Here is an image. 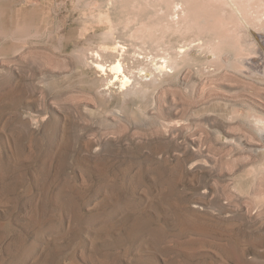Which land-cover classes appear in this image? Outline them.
<instances>
[{"label":"rangeland","instance_id":"rangeland-1","mask_svg":"<svg viewBox=\"0 0 264 264\" xmlns=\"http://www.w3.org/2000/svg\"><path fill=\"white\" fill-rule=\"evenodd\" d=\"M225 2L0 0V260L35 239L39 214V229L52 224L38 235L46 255L27 264H264V74L235 59L253 54L232 50L241 35ZM99 10L128 67L150 66L133 61L138 49L158 59L213 35L219 62L187 60L141 93L118 102L114 85L101 100L74 77L91 60L82 16ZM16 23L31 24L27 42L8 31ZM129 162L157 165L162 181L124 175Z\"/></svg>","mask_w":264,"mask_h":264},{"label":"bare ground","instance_id":"bare-ground-1","mask_svg":"<svg viewBox=\"0 0 264 264\" xmlns=\"http://www.w3.org/2000/svg\"><path fill=\"white\" fill-rule=\"evenodd\" d=\"M225 1H226L225 3H227V5L229 6L231 10V13L233 14V16L235 17L237 21L238 28H239L240 35H241V38H239V40L232 41L234 42L233 45L235 46V48L231 46V44H229L231 47L234 48V49L232 48L231 49L235 50L236 51L235 53H237L240 50L241 51L243 50L244 52L253 54L252 57L239 56L235 59L239 61L241 64H243V66H246L251 72L258 73V74H260L261 72L262 74H264V9H263L264 6L262 7L261 4H257L255 5V8H254V5L252 4L253 0H225ZM245 5H247V8ZM260 7H262L261 8L262 10L259 9ZM97 13H100V17L98 20V24H94L92 22L93 16ZM19 18L20 17L17 16V19ZM82 19L84 20L83 21L84 26L82 29L85 31L92 30L90 37L87 39L88 41L87 44L90 46V50H91L90 52L91 60L87 61L86 59V61L80 62L78 66V70L75 73L74 77L77 78L79 82L82 83L83 85L95 90L96 94L100 97L101 100H106L104 93L106 91L110 92L114 88L113 87L114 85H117L116 86L117 100L118 102H121L123 101V99L125 98L127 94H130V92L133 93L136 90L137 91L140 90L143 92V90H146V88L148 87H146L144 82L149 81V84L153 86L154 84H151L150 81L155 83L157 82L156 80L158 78H164L165 75L168 76L171 73L174 74L175 71L178 68H180L179 67L180 64L185 63L184 61L203 60L205 63H208L211 61H218L222 54L221 53V43L222 42H221V39L216 35L215 36L213 35V37H211L208 40H206L205 38L206 41H203V42L199 40L201 37H198V36H197L198 38H195V39L192 38V40L188 42L186 40L181 41L182 43L179 41H176V42L171 41L172 43L168 44L166 47L164 46L161 48L160 46V48L163 51L160 57L157 56L158 59L155 58L153 55H149V54L145 55V54L139 53L140 52L139 49H138L139 52L137 50H136L137 52L134 51V53L136 54L133 55V61H135L136 63H142L146 61L148 64H150L149 67L145 66L146 63L141 66H138V68L135 67L137 68V72H138L136 74L135 68L128 67V63H125V60H126L125 59L126 58L125 47L121 45L120 43H118V41H116V39L114 38L115 28L113 27L110 20L107 18V13L102 12L101 10L97 12L90 11L87 14H84L82 16ZM30 27H31V24L22 25L18 23L16 25V29H13V30L8 29V31H13V32L15 31L16 33L23 36L22 39L24 40L22 41H25L27 36L29 34L32 35L33 33V32L30 33L31 31ZM6 32H7V29H4L0 24V35ZM152 41L155 42L154 40ZM25 42H27V40ZM135 45H138L137 42L135 43ZM138 47L139 46H137V48ZM155 47L153 48L154 51H155ZM197 51L199 52L197 53ZM225 51L226 50L222 52H225ZM112 55L113 57L115 56L112 60L105 59ZM105 82L107 85L106 86L107 89L105 88V90H103L100 88V86L103 85ZM140 91L139 93H141ZM125 108L128 109V107H125ZM257 121H258L257 122L258 124L260 123L263 124L262 132H264V123L262 119H257ZM134 165H135L134 163L129 162V164L125 168L124 175L130 173V176L135 181L137 179L143 180L147 176H152L153 179L156 181H160V180L162 181L160 175H162L163 172L161 173L159 171V167L157 165L156 166H151V165L141 166L139 163L138 165L136 164L137 166H134ZM169 170H171L170 175H172V177H174L175 175L174 172L178 173L174 167ZM165 186H166V183H165ZM199 213H202V212H199ZM38 216H39V219L36 218L33 221V222H36V224H39L37 226V230H36L37 232L35 231V234H36L35 239H33V241H31L30 238L29 239L22 238L17 241H15L16 240L15 239L14 240L15 242H13L11 245L9 246L6 245L7 246L6 256L2 258V260H0V264H27L33 259V257L35 256V253L39 255V258H42L44 255H46V247H43L39 243L40 238L38 235L47 234L48 230L50 231L52 224L50 222L48 224V226H50V229L49 227L44 228L45 225L44 227H40L39 229V226H41L40 223H42L43 221H41L40 223H37L40 220H42L40 219L41 215L38 214ZM68 217L69 218L72 217V219L69 220ZM192 218L196 219L193 216ZM58 220L64 221L66 223L68 221L69 225H71V223H73L75 226L76 225L78 226L79 224L82 225L81 221L78 220V218H76L75 215L67 216L65 214V215H62V218L60 216ZM94 221H95V218L91 217L90 222L93 223ZM193 223L191 222V224ZM103 224H107V223H103ZM198 227L200 228V226ZM59 232L60 231H58V233ZM87 232L89 234L91 233L94 234L93 231L88 230V229H87ZM60 234H62V232H60ZM142 237L145 240H141ZM157 238H158V233H155V234L149 233L146 236L141 232H139L138 234L135 233V241L137 242L139 240L146 241L148 245L149 243L151 244V242ZM159 240H161V238ZM93 261L96 264H110L111 263L110 260L107 259V256H103L97 259L95 258Z\"/></svg>","mask_w":264,"mask_h":264}]
</instances>
